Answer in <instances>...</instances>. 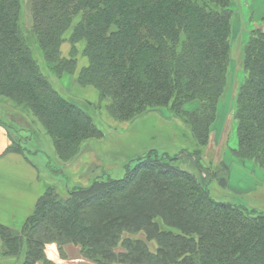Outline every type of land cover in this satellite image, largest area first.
<instances>
[{"label": "trees", "instance_id": "16d2710c", "mask_svg": "<svg viewBox=\"0 0 264 264\" xmlns=\"http://www.w3.org/2000/svg\"><path fill=\"white\" fill-rule=\"evenodd\" d=\"M30 7L33 24L25 27L21 0H0V98L30 110L62 161L103 131L53 86L32 45L61 75L75 70L83 42L89 64L78 81L94 85L114 117L169 106L200 146L210 143L229 83L232 0H30ZM66 39L70 58L60 52ZM242 60L233 153L264 172L263 28L252 30ZM7 151L22 153L14 141ZM176 160L150 151L121 178L99 175L65 195L50 185L21 230L0 223L1 255L59 264L47 252L55 245L61 257L72 246L93 264H264V211L213 197Z\"/></svg>", "mask_w": 264, "mask_h": 264}, {"label": "rangeland", "instance_id": "374dc122", "mask_svg": "<svg viewBox=\"0 0 264 264\" xmlns=\"http://www.w3.org/2000/svg\"><path fill=\"white\" fill-rule=\"evenodd\" d=\"M233 34L228 88L220 100L218 116L212 126L210 143L200 146L190 126L169 106L150 109L133 120H120L108 111L107 100L92 84L83 85L80 72L89 64L84 43L76 45V68L61 75L53 71L43 53L32 45L42 72L63 96L72 99L91 113L103 136L89 139L80 154L71 161H62L53 140L30 110L0 98V129L18 145L24 156L33 160L61 194L77 186L89 185L99 175L121 178L128 166L150 151L159 155L177 156L175 164L187 169L208 185L213 197L264 211V172L252 161L236 157L237 124L234 118L236 94L243 80L244 44L255 27L264 29V0H232ZM20 21L33 24L30 0H21ZM72 43L66 39L60 47L61 56L70 58ZM196 103L186 106L192 110ZM226 180V186L222 180ZM17 262L19 263L18 259Z\"/></svg>", "mask_w": 264, "mask_h": 264}, {"label": "crops", "instance_id": "0c3cea01", "mask_svg": "<svg viewBox=\"0 0 264 264\" xmlns=\"http://www.w3.org/2000/svg\"><path fill=\"white\" fill-rule=\"evenodd\" d=\"M0 129V223L21 230L34 212L38 199L49 187V179L30 158L18 152H8L9 136ZM68 258L61 257L58 247L48 246V255L59 264H93L84 260L75 247H66ZM0 264H17V259L3 257Z\"/></svg>", "mask_w": 264, "mask_h": 264}]
</instances>
